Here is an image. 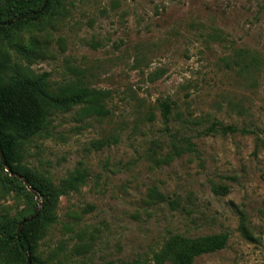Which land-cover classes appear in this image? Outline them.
I'll return each instance as SVG.
<instances>
[{
    "label": "rangeland",
    "instance_id": "374dc122",
    "mask_svg": "<svg viewBox=\"0 0 264 264\" xmlns=\"http://www.w3.org/2000/svg\"><path fill=\"white\" fill-rule=\"evenodd\" d=\"M60 2L13 43L34 49L33 74L109 91L110 114L56 113L26 145L23 170L56 190L88 174L59 195L55 223L28 228L34 255L11 236L42 201L0 166V264H156L173 236L222 233L226 248L194 264H264V0ZM9 45L0 30L16 59ZM214 125L242 132L206 135Z\"/></svg>",
    "mask_w": 264,
    "mask_h": 264
},
{
    "label": "trees",
    "instance_id": "16d2710c",
    "mask_svg": "<svg viewBox=\"0 0 264 264\" xmlns=\"http://www.w3.org/2000/svg\"><path fill=\"white\" fill-rule=\"evenodd\" d=\"M60 0H47L43 13L33 15L42 8L44 0H0V22L13 25L1 26L5 31V38L10 47L15 51L16 59H13L9 51L2 50L0 53V166L3 172L11 176L16 174L24 177L35 190L37 195L27 192L33 200L38 197L42 201V209L36 220L24 225L20 240L17 238L18 229L12 235L6 230L1 237L9 244V236L15 244L17 253L21 256L33 254L28 240V228L36 223L49 226L57 221L52 215L59 195L65 194L67 190L76 189L85 182L88 174L86 171H76L68 181L64 189L56 190L55 186L46 179L35 180L28 172L23 170V162L27 156L26 145L36 136L49 135V117L56 113H66L82 106L85 113L107 117L110 110L107 101L110 92L107 90L93 89L80 80L69 81L63 84L51 82L50 75L33 74L30 66L24 64L33 63L35 58L34 49L26 48L13 43L14 36L23 30L25 24L39 18L43 14L55 17L60 10ZM264 9V5H263ZM19 56V57H18ZM164 121L169 122L171 105L167 102L161 103ZM10 125L12 130L5 133L2 126ZM222 134L242 132L233 126H211L206 135L210 133ZM188 149L194 150L192 141L187 143ZM10 169V173L6 169ZM26 189L24 182L16 176H11ZM176 206V202H170ZM20 224V223H19ZM19 226V225H18ZM1 231V230H0ZM229 241L227 233L207 235L196 239H188L182 236H173L166 240L161 249L152 258L156 264H194L195 259L205 254H211L226 248ZM24 248V251L21 249ZM32 262L37 263L38 258L32 256Z\"/></svg>",
    "mask_w": 264,
    "mask_h": 264
},
{
    "label": "water",
    "instance_id": "95a60500",
    "mask_svg": "<svg viewBox=\"0 0 264 264\" xmlns=\"http://www.w3.org/2000/svg\"><path fill=\"white\" fill-rule=\"evenodd\" d=\"M46 5H47V0H44V4H43L42 8H41L39 11L33 13V15H36V14H40V13H42V12L45 10ZM14 23H15V21H14V22H10V23H3V22H0V25H1V26H6V25L10 26V25H13ZM0 155H1V157H2L1 149H0ZM6 171L10 173V169L7 168ZM11 176H16V177L20 178V179L24 182L25 186H26V187H27V188H28V189H29L34 195H37V193L35 192V190H34L33 188H31L29 182H28L24 177H22V176H18V175H16V174H13V175L11 174ZM36 198L38 199V197H36ZM41 205H42V203L39 202V206H40V208H41ZM40 208L37 210V212L34 214V216H32V217H30V218H27V219L23 220V221L19 224V226H18V233H17V238H18V240H20V236H21L22 229H23L24 225L27 224V223H29V222H31V220L34 221V220L37 219V217L39 216V213H40ZM21 249L24 251V248H23V247H21ZM27 257H28V258H27L28 264H32V258L29 257V256H27Z\"/></svg>",
    "mask_w": 264,
    "mask_h": 264
}]
</instances>
